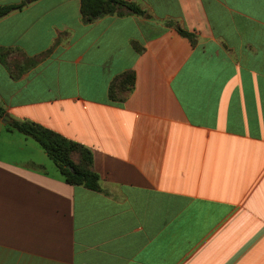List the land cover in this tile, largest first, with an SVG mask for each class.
Wrapping results in <instances>:
<instances>
[{
	"label": "crops",
	"instance_id": "obj_1",
	"mask_svg": "<svg viewBox=\"0 0 264 264\" xmlns=\"http://www.w3.org/2000/svg\"><path fill=\"white\" fill-rule=\"evenodd\" d=\"M123 1L144 15L0 0L26 2L0 18V264H264V0ZM13 121L85 146L100 191Z\"/></svg>",
	"mask_w": 264,
	"mask_h": 264
},
{
	"label": "trees",
	"instance_id": "obj_2",
	"mask_svg": "<svg viewBox=\"0 0 264 264\" xmlns=\"http://www.w3.org/2000/svg\"><path fill=\"white\" fill-rule=\"evenodd\" d=\"M35 1V0H29ZM80 14L84 22L91 23L103 16L112 15L120 7L135 15L142 16L144 12L135 4L123 0H79ZM26 2L19 5L0 7V18L11 11L21 9ZM179 33L185 35L182 30ZM11 51L0 49V63L7 64ZM12 76H16L12 71ZM134 85L132 72L125 73L112 82L108 96L111 101L121 102L124 93ZM4 115L0 108V118ZM9 127L22 135L34 139L54 163L64 182L70 186H82L90 191H100L99 177L93 170L90 151L78 142L49 130L41 125L28 121H13Z\"/></svg>",
	"mask_w": 264,
	"mask_h": 264
},
{
	"label": "water",
	"instance_id": "obj_3",
	"mask_svg": "<svg viewBox=\"0 0 264 264\" xmlns=\"http://www.w3.org/2000/svg\"><path fill=\"white\" fill-rule=\"evenodd\" d=\"M3 119L8 120V117L5 116ZM4 124H6V123H4Z\"/></svg>",
	"mask_w": 264,
	"mask_h": 264
}]
</instances>
